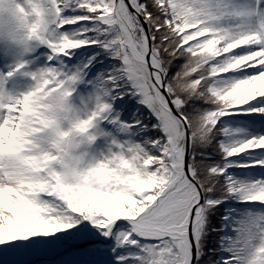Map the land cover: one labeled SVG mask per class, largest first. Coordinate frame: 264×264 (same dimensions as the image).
Here are the masks:
<instances>
[{
    "label": "snow or ice",
    "instance_id": "snow-or-ice-1",
    "mask_svg": "<svg viewBox=\"0 0 264 264\" xmlns=\"http://www.w3.org/2000/svg\"><path fill=\"white\" fill-rule=\"evenodd\" d=\"M0 264H264V0H0Z\"/></svg>",
    "mask_w": 264,
    "mask_h": 264
}]
</instances>
